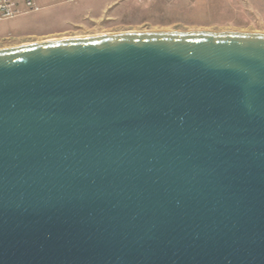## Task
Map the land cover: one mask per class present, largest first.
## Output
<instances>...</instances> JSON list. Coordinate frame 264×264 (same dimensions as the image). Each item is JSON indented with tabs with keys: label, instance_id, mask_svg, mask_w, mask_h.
<instances>
[{
	"label": "water",
	"instance_id": "1",
	"mask_svg": "<svg viewBox=\"0 0 264 264\" xmlns=\"http://www.w3.org/2000/svg\"><path fill=\"white\" fill-rule=\"evenodd\" d=\"M0 264H264V33L0 48Z\"/></svg>",
	"mask_w": 264,
	"mask_h": 264
},
{
	"label": "rangeland",
	"instance_id": "2",
	"mask_svg": "<svg viewBox=\"0 0 264 264\" xmlns=\"http://www.w3.org/2000/svg\"><path fill=\"white\" fill-rule=\"evenodd\" d=\"M0 19V48L120 32L213 30L264 33V0H32Z\"/></svg>",
	"mask_w": 264,
	"mask_h": 264
},
{
	"label": "built area",
	"instance_id": "3",
	"mask_svg": "<svg viewBox=\"0 0 264 264\" xmlns=\"http://www.w3.org/2000/svg\"><path fill=\"white\" fill-rule=\"evenodd\" d=\"M19 4H22L28 10H34L32 0H0V19L10 18L21 13Z\"/></svg>",
	"mask_w": 264,
	"mask_h": 264
}]
</instances>
